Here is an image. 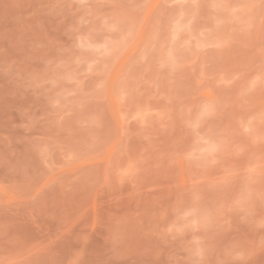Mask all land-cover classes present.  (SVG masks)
Returning <instances> with one entry per match:
<instances>
[{
    "label": "rangeland",
    "instance_id": "374dc122",
    "mask_svg": "<svg viewBox=\"0 0 264 264\" xmlns=\"http://www.w3.org/2000/svg\"><path fill=\"white\" fill-rule=\"evenodd\" d=\"M0 264H264V0H0Z\"/></svg>",
    "mask_w": 264,
    "mask_h": 264
}]
</instances>
